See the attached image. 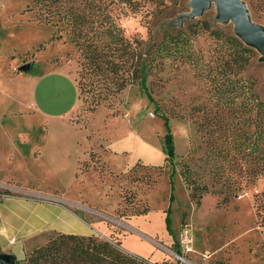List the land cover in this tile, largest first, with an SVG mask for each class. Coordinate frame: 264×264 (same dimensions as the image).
<instances>
[{
  "label": "rangeland",
  "instance_id": "obj_1",
  "mask_svg": "<svg viewBox=\"0 0 264 264\" xmlns=\"http://www.w3.org/2000/svg\"><path fill=\"white\" fill-rule=\"evenodd\" d=\"M5 1L13 9L21 8L12 15L26 25L27 35H39L14 60L0 51V81L8 94L0 96V109L20 110L11 115L10 109L0 125V227L12 209L24 220L31 215V207L27 211L17 208L18 198L53 203L60 210L58 229L24 242L29 245L26 255L58 233L91 230L98 239L119 240L121 246L143 254L132 253L146 258L148 264H264V225L254 205V193L264 188V174L224 202L226 175L243 171H228L232 158L244 159L234 150L224 159L210 150L211 144L218 145L224 137L204 111L214 109L213 70L229 58L228 45L216 39V31L234 33L232 20L217 19L215 1L201 15L176 24L179 14L192 9L191 0H115L113 13L127 37L142 39L140 50L152 43L169 46L164 63L147 77L153 99L139 83L108 96L99 76L84 74L81 52L62 21L38 20L33 10H26L32 0ZM244 1L252 20L264 26V11L254 12ZM180 31L187 33L189 41L171 42L169 37ZM260 57L256 50L240 75L256 79L254 92L264 100V60ZM27 62L32 68L22 71L20 66ZM19 71L32 77L8 74ZM21 95L26 96L23 102ZM38 109L52 115L70 113L64 120H46L34 114ZM45 137L58 140L41 155L20 157L13 148L16 142L25 148L28 145H22L23 141L31 144ZM81 162L90 166L88 170H83ZM184 164L195 172L196 183L207 189L199 205L191 200V189L180 174ZM126 191L135 194L131 204L123 198ZM145 204L149 205L147 214H133ZM185 233L192 238L189 252L181 249ZM14 238H18L17 246L23 243L19 236ZM174 240L189 262L179 258Z\"/></svg>",
  "mask_w": 264,
  "mask_h": 264
},
{
  "label": "trees",
  "instance_id": "obj_2",
  "mask_svg": "<svg viewBox=\"0 0 264 264\" xmlns=\"http://www.w3.org/2000/svg\"><path fill=\"white\" fill-rule=\"evenodd\" d=\"M248 2L254 12L264 11V0ZM32 3L28 4L26 10H33L38 20L54 24L53 19L57 18L69 29L81 52L84 74L99 76L108 96L121 92L130 84L139 83L149 98L153 99L147 77L164 63L169 55V46L152 43L145 51L140 50L142 39L127 37L113 13L115 0H32ZM215 37L228 45L229 58L221 60L220 65L213 70L211 83L214 109L204 111L208 113L206 115L211 126L224 137L221 143H225L211 144L210 150L212 155L220 159L227 157L230 151H237L244 161L232 158L233 165L228 171L237 168L238 171L242 168L245 171H239L236 176L226 175L222 198L225 202L230 194L242 190L244 185L254 183L256 176L264 174V100L254 92L256 79L240 75L255 56L256 50L234 33L225 34L218 30ZM169 38L176 43L189 41L187 33L183 31ZM174 53L180 55L177 48H174ZM78 89L80 99L79 86ZM168 146L171 147V142ZM81 163L85 166L83 170H88L90 166L86 162ZM157 168L163 170L164 166L159 165ZM180 174L191 189V200L199 205L207 189L196 183L195 172L188 164L182 166ZM134 197L133 192L126 191L123 195L128 204L133 203ZM254 205L258 221L264 225V188L254 193ZM148 211L149 205L145 204L133 214L144 215ZM174 245L176 251L182 254L176 240ZM147 261L142 256L127 252L119 240L61 232L50 237L45 244L34 247L25 257L17 258L16 264H148Z\"/></svg>",
  "mask_w": 264,
  "mask_h": 264
},
{
  "label": "crops",
  "instance_id": "obj_3",
  "mask_svg": "<svg viewBox=\"0 0 264 264\" xmlns=\"http://www.w3.org/2000/svg\"><path fill=\"white\" fill-rule=\"evenodd\" d=\"M11 4H8L5 0H0V51L5 52L6 59H12L15 58V55L27 50L30 46H32L37 38L34 34L36 32H31L27 35L26 31V25L20 23V21H15L13 17H17V12L20 9H13ZM13 13H16L15 15H12ZM39 38V37H38ZM20 46H24L23 48ZM11 60V61H12ZM16 64V62L12 61V65ZM11 65V66H12ZM32 68V67H31ZM21 71V70H20ZM17 73H8L9 75H13L15 77H32L30 74L23 73L22 72ZM25 71V70H22ZM29 71V70H28ZM2 82L0 81V96L5 97L8 96L7 89L2 87ZM77 84V81H76ZM78 89V86H77ZM23 93V90H21ZM30 93V92H29ZM22 96V102L26 99L25 95ZM78 99H79V89H78ZM32 108H34V105H31ZM9 107H1L0 109V125L2 126V119L3 116H6L10 113ZM13 110V111H12ZM20 113V110L16 107H13L11 109V115H18ZM33 113V112H32ZM70 112H64L60 115H52L51 113L45 112L43 109H38L34 111V114H40L42 117L46 118V120L49 117H56V119H62L64 120L66 116L69 115ZM51 126V125H50ZM58 139L45 137L44 139H38L35 143H28V141H23L22 145L28 147H21V144L15 143L13 145V148L15 149L16 154L21 156H26L28 154H40L42 151L49 145H54L57 143ZM19 149V150H18ZM14 197H8L5 199H10ZM17 198V197H15ZM21 202L16 203L19 207L18 209L21 210H28V206L31 207V215H28L27 219H23L24 217L20 214L18 211H14V209L10 210V212H7L5 215V225L0 227V246L1 248H5V250L10 251L11 253H14L17 258H23L26 255V252H28V248L25 245L24 242L32 241L33 237L37 236L38 234H46V235H52L53 230L58 229V216H59V208H56L53 203H43L39 200L35 199H22L18 198ZM31 201V202H30ZM23 207V208H22ZM4 215V214H1ZM145 215V214H144ZM144 215H136L144 216ZM3 217V216H2ZM7 222V223H6ZM8 224V226L6 225ZM68 232V231H67ZM75 233V232H73ZM93 231H88L87 233H83L82 235H92ZM11 236H19V238L23 241L22 244L17 246V240L11 241ZM138 236V235H137ZM139 237V236H138ZM125 239V236L124 238ZM175 242V240H174ZM122 245V243H120ZM36 247V246H35ZM123 249H127L130 253L140 254L143 255L136 250L128 249L127 247H123ZM151 259H153L151 257Z\"/></svg>",
  "mask_w": 264,
  "mask_h": 264
},
{
  "label": "water",
  "instance_id": "obj_4",
  "mask_svg": "<svg viewBox=\"0 0 264 264\" xmlns=\"http://www.w3.org/2000/svg\"><path fill=\"white\" fill-rule=\"evenodd\" d=\"M215 1L217 6V19L222 22L232 20L234 33L247 45L255 48L261 53V60H264V26L252 20L248 6L244 0H191V10L182 12L175 22L181 23L183 18H193L201 15ZM22 70L28 71L31 63L27 62L20 66ZM171 142V135L166 136ZM17 256L14 253L4 251L0 246V263L16 264Z\"/></svg>",
  "mask_w": 264,
  "mask_h": 264
},
{
  "label": "built area",
  "instance_id": "obj_5",
  "mask_svg": "<svg viewBox=\"0 0 264 264\" xmlns=\"http://www.w3.org/2000/svg\"><path fill=\"white\" fill-rule=\"evenodd\" d=\"M0 195H1V193H0ZM14 240H15V238L13 237V238L11 239V241H14ZM179 247H180V246H179ZM181 249H183L185 252H189V251L192 250V238H190L189 236H187L186 233L183 235V238H182V240H181ZM177 255L179 256V258H180L183 262H189V261L187 260V258H186L184 255L179 254L178 252H177ZM205 264H208V263H205Z\"/></svg>",
  "mask_w": 264,
  "mask_h": 264
}]
</instances>
